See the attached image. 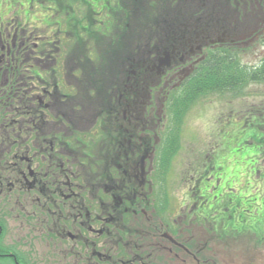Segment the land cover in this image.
Instances as JSON below:
<instances>
[{"label":"flooded vegetation","instance_id":"obj_1","mask_svg":"<svg viewBox=\"0 0 264 264\" xmlns=\"http://www.w3.org/2000/svg\"><path fill=\"white\" fill-rule=\"evenodd\" d=\"M52 1H43L46 17L34 25L38 32L31 39L15 19L25 17L36 1H16L13 17L9 3L0 5V194L9 196L0 208V264H172L178 258L181 264H203L188 222L175 223L176 208L186 211L190 200L183 191L176 203L173 188L162 184L169 155L162 142L166 105L216 52L264 48V0H215L212 7L195 8L201 16L163 23L146 39L138 0H91L82 15ZM56 14V22L48 21ZM112 29L120 38L104 41V55H112L116 41L121 48L113 60L122 56L125 72L107 87L105 99L95 102L91 76L98 72L89 69L91 45ZM45 55L52 70L41 64ZM80 94L85 101H71ZM52 99L72 106L71 113L51 110ZM97 106H105L106 118L94 115ZM86 116L93 120L83 123ZM81 124L91 129L81 132L86 128ZM199 170L207 173L201 167L185 171L184 184L192 194L189 224L202 229L215 186L209 189ZM222 200L217 215L226 211ZM229 203L234 206L229 218L245 219L257 211L254 203ZM214 223L225 236L224 223Z\"/></svg>","mask_w":264,"mask_h":264},{"label":"rangeland","instance_id":"obj_2","mask_svg":"<svg viewBox=\"0 0 264 264\" xmlns=\"http://www.w3.org/2000/svg\"><path fill=\"white\" fill-rule=\"evenodd\" d=\"M16 1L23 0H0V4L7 2L13 7V9H15L14 13H11L10 17H13V15L19 10V6ZM35 1V4L30 6V12L25 17L21 16V19H15L16 21L22 23L23 28L27 27L24 29L27 30L26 34L27 37L30 39L35 33L38 32L34 29V25H36V27H39L41 22L43 21V18L46 17V10H44V7H41V5L44 3L43 1L47 0ZM73 1L74 2L72 6L66 5L64 3V0H62V5L61 0H53L52 3L54 4V2H56L58 6H62V10H64L65 12L70 11L71 7V9L77 15H82L86 13V5L83 3L86 0ZM136 1L137 0H135L134 3H137ZM176 1V4H174L171 0H138V3L141 2L144 6H142L143 13L140 16V20L143 21V32L145 33L143 35L145 39L148 35H146V31L150 30L149 32H151L154 29V26L156 25V23L154 22L157 19L156 10L161 9V5L166 3V8L168 12L170 13V15H173V12L178 9L181 10V6L185 3L183 2V0ZM187 1L188 3L194 6L196 4H199V9H203L201 4L204 3L206 4V6L209 7H212V3L216 4L215 0H212L211 4H209L208 1L203 2V0ZM3 7L7 6L4 5ZM199 9L197 11H199ZM195 13L197 12L193 11L192 13L186 14L184 19H187L188 16L189 18L192 17L193 19L198 16H201L200 12L197 14ZM57 16V14L56 16L53 15L50 19H48V21L52 23L56 22ZM129 16L130 11H127L126 17L128 18ZM113 23L114 20L112 18L107 26V29L113 27ZM43 28L44 29L42 31H47L48 29L45 24L43 25ZM123 32L124 30L121 28V36L123 35ZM120 33H118L116 29H112V31L109 32L107 37L101 38L99 42L93 43L91 45V54L93 53L94 56L91 58V66L89 69H97L98 72L95 73L94 76H91V97L94 98L95 102H97L98 99H105L107 87L109 85L112 86L113 84H116L120 80V73L125 72V70L120 66L122 64L123 57L120 56L117 61L113 60V57L116 54L115 52L119 51V49L121 48V46L116 45V41H113V45L111 47L112 55L108 56V53L104 55V51H106V44H103L104 41L117 40L120 38ZM89 49L90 47H86L84 51L88 52ZM259 58L260 56L258 51L250 50L240 55L241 64L246 65L248 67L257 64ZM42 59L43 61L41 62V64L43 65V67L47 70H52L50 69L51 58H49L48 55H45ZM111 73L116 74L117 76H111ZM48 74H50L49 71ZM49 80L50 81L48 85L51 87V79L49 78ZM71 101L80 104L81 102L85 101V98L83 95L80 94V96H75L74 99H72ZM52 109L56 111L57 114H62L63 112L66 114H70L72 106H70L69 108L68 106L64 107V105L61 106L54 99H52L51 110ZM106 112L107 110L105 106H97L96 110L94 111V115L101 113L100 116L106 118ZM249 115L256 118L255 120L257 121L255 122L258 123V131L264 133V84L248 85L244 88L243 92L237 96H232L229 93H226L225 95H208L201 98L190 107V109L184 116V118L187 119V122L184 124L183 119V126L180 127V134L182 135V149L179 157H177V162L175 163L173 170L171 163H168L162 171V184H164L165 187H167L168 189H170V187L173 188V191L175 192L174 199L176 203H179L184 197L182 196L181 198V192L183 193V191L186 193V199L188 188L184 184V181H186L188 178V175L186 173L192 170V165L198 164L200 161L199 158L193 156L192 151L201 150L204 155L205 153L209 154V148L214 145L215 140H217V138L213 135L217 127L224 128L229 116H231L230 118L237 119L238 116ZM218 116L222 118H219ZM73 117L77 119L75 115ZM92 120L93 119L91 118V120L88 121V118L86 116L83 123H90ZM242 124V121L237 122L234 126V132H231L230 129H227L225 131L226 135L223 137V153L221 156L223 160L226 159V151L230 149V157L235 155L238 158L237 162H240L241 160L244 161V165L240 166L236 164L233 165L231 168L239 172L241 170H245L247 172L254 173V165L256 163L253 157L254 153L249 152L248 147L244 143L247 142L248 138L252 137V133L249 132L247 128L245 129V131L241 130ZM95 126L98 127L97 120H95ZM81 127H86L84 129L81 128V132H87L88 129H91V124L88 126L86 124H81ZM248 142L250 145L252 144V140H249ZM203 154H201V157L203 156ZM98 155L100 154L96 155V161H99V157H101ZM258 164L261 165L262 163L259 162ZM235 170H233V173ZM262 170H264V166ZM185 171L187 172L185 173ZM199 173H201L203 176L206 175V173L200 170ZM245 177L246 175L244 174L243 180L245 179ZM251 180L255 182L256 190H249V193L252 196L256 192V197V195L258 196L257 191H259V193L261 191L257 189V187L259 186V172L252 175ZM253 182H251L252 185ZM206 183L209 184L208 181ZM7 197L9 196H3L0 194V208L2 207L3 203H7ZM4 200L6 201L3 202ZM188 200H190V206L187 208L186 211H184V206L181 208H176V213L179 216L175 217V223L178 225L181 220V222H188L187 226H190L189 237H191L193 241L198 242L199 249H201L199 253L202 255V259L204 261L203 264H264V236L262 237L261 241H257L256 238H249V236H246V231L242 230V233L233 232V234L238 235L236 239L227 238L225 240H222L221 236H219V233L217 231V227L213 225L210 216H207L206 220L202 221V229L201 226L200 229H198L195 227L194 223L192 225L189 224L190 220L191 222H194L192 221L193 216H190L191 213L189 212L191 206H193V204L191 203L192 194L190 195ZM183 211L187 214V216L183 215ZM19 222H23V218L19 219ZM13 224L18 226V221L14 220ZM181 227H184V225H181ZM214 227L216 228L215 230ZM23 233L24 231L18 232L17 237L22 236ZM180 260L181 258L173 259L171 263L181 264L180 262L182 261ZM160 264H162V260H160Z\"/></svg>","mask_w":264,"mask_h":264},{"label":"trees","instance_id":"obj_3","mask_svg":"<svg viewBox=\"0 0 264 264\" xmlns=\"http://www.w3.org/2000/svg\"><path fill=\"white\" fill-rule=\"evenodd\" d=\"M83 3L86 5V9L89 10L91 6V0H86ZM156 13L160 15L159 10H157ZM257 83H264V61L258 68H247L245 65H242L240 63L236 51L227 50L221 55L210 58L205 63V65L200 66L197 74L192 77L188 86H186L185 90L179 97V105L187 106L188 104H191L193 100H197L198 98L204 97L211 93H217L222 95L224 93L230 92L232 95L237 96L243 92L246 86ZM175 107L178 108V104H176ZM253 124H257V122ZM253 138L254 145L248 147V149L249 152L254 153L253 157L256 161L254 167L260 169L262 166H264V133H255V136H253ZM259 158L262 162V166L258 164L260 162L258 161ZM220 160L222 162L221 165H223L222 171L219 174L215 173L213 182H209V184L214 183L216 188L218 187V184L216 186V180L219 179V175L223 177L224 183H228L231 186L235 181L233 179H230V182H228L230 172L231 175L236 177V181L238 180V178H240V174L243 172V170L239 172L231 168L233 165L236 164L240 166L244 165L243 160L237 162L238 158L235 155H233L229 159ZM233 170H235L234 173ZM259 178L262 184L258 186V190L261 191L260 193L259 191H257L258 196L256 195V197H254V199L252 198V200L257 201L258 205H262L260 206L259 210L255 213V225H257V227H254L253 229L256 235L260 238L264 236V170H262V172L259 174ZM247 181L251 182L252 180L250 178ZM226 188L227 184H222V186L215 191V197L220 198L224 194ZM207 198L209 200L208 202H210V205H208L207 216H210L211 218L212 216H216L217 207L211 202L212 196L208 195ZM221 199L226 201V196L223 195ZM230 199L235 201L238 199L240 206L248 205V198L240 191L231 195L228 203L230 202ZM228 208L231 211L234 209L232 206L229 205ZM231 211L229 212V214L231 213ZM222 215V213L218 214V218Z\"/></svg>","mask_w":264,"mask_h":264},{"label":"water","instance_id":"obj_4","mask_svg":"<svg viewBox=\"0 0 264 264\" xmlns=\"http://www.w3.org/2000/svg\"><path fill=\"white\" fill-rule=\"evenodd\" d=\"M163 62H164V61H160V66L163 65Z\"/></svg>","mask_w":264,"mask_h":264}]
</instances>
